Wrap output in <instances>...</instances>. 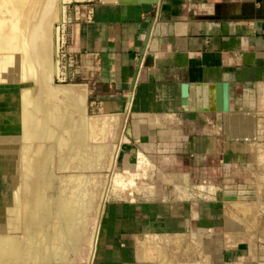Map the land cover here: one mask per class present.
<instances>
[{
	"label": "crops",
	"instance_id": "0c3cea01",
	"mask_svg": "<svg viewBox=\"0 0 264 264\" xmlns=\"http://www.w3.org/2000/svg\"><path fill=\"white\" fill-rule=\"evenodd\" d=\"M157 24H165L166 37L154 36ZM71 49L81 64L94 70L90 92L100 112L126 115L117 159L122 168L138 162L139 156L150 157L154 150H168L166 155L193 166H224L234 157L248 156L247 150L237 152L236 145L257 143L228 138L224 126L229 113L236 117L247 112L244 116L256 117V126L263 113L256 105L257 91L264 85V0H159L155 6L100 1L78 25ZM218 84L228 114L212 110ZM194 168L168 174L180 180L177 188L171 187L174 196L185 194V177H218L211 168L209 175ZM219 201L111 202L102 211L98 229L102 226L103 233L90 264L92 259L93 264H162L135 254L136 245L150 233L160 236L165 250L168 233L220 242V251L211 253L208 264H260L252 250L264 249L257 245L264 237L228 245L224 202ZM179 253L166 254L174 264H191Z\"/></svg>",
	"mask_w": 264,
	"mask_h": 264
},
{
	"label": "bare ground",
	"instance_id": "6f19581e",
	"mask_svg": "<svg viewBox=\"0 0 264 264\" xmlns=\"http://www.w3.org/2000/svg\"><path fill=\"white\" fill-rule=\"evenodd\" d=\"M65 1L70 0H0V60L4 61L0 67V84H2L0 108L3 107L6 113V119L3 117L1 119H5L7 123V128L4 130L2 127L4 132L0 135V166L7 167L4 171L5 176L2 174L0 176L2 179L0 192L4 195L3 200L0 199V212L6 211L11 221L17 222L24 234L20 242L10 235L12 225L4 228L5 235L0 237V264H17L26 258L28 264H38L51 258L62 257L67 237L74 233L75 227L79 224L80 211L86 205L84 202L86 194L81 190L80 185L82 181L84 185L92 177H85L83 173L98 164L101 165L106 149L102 142L112 129L109 128V123L104 117H88L85 106L86 95L79 91L80 86L75 88L72 85L52 83L59 74L57 62L53 59L57 49L58 29L54 24L59 22L63 13V9H59L58 6ZM12 72L17 74L15 79H12ZM15 86L23 88H20L23 90L22 94L20 93L19 97L16 95L19 98H17L19 103L16 104L10 99V95L13 94L10 93L13 91L10 88L13 89ZM8 90L10 92H7ZM8 93L10 94L7 95ZM0 110L3 112L2 109ZM227 112L224 114H228ZM38 114L40 117H37ZM229 114L226 116L224 126L228 138L254 142L256 117L244 116L245 114L232 117ZM120 116L115 115L117 125H121ZM125 116L123 115L120 135L116 136L117 139L122 136ZM241 124L242 126L239 127ZM117 144L118 141L115 142L116 148ZM115 146L111 145L108 162L117 154H115L117 152ZM55 166L58 172L64 174L60 177L57 197H53L50 191L54 188L55 179L58 180L53 173ZM22 177H24L23 183L19 181ZM108 177L103 181L101 203L97 208L99 217L105 194L109 191H106ZM5 179H8L9 184ZM28 179H31L30 182L26 181ZM13 187L16 189L14 192L11 190ZM195 189L197 196L209 200L215 198L218 191L210 185L198 186ZM222 199L227 203L232 202L229 206L232 210L228 213L229 216L237 219L238 216H242L243 221L255 222L256 213L244 204L246 201H255V197H242L238 194L228 196L226 193ZM225 209L227 213L228 210ZM99 222L100 219L93 231L94 235ZM1 223L0 217V227ZM177 236L178 234H164L169 245L178 244L179 252L182 250L179 243L194 244L198 248L195 255L208 258L206 262L204 261L205 264L211 259L213 251L218 252L216 247L209 250L210 247L208 249L200 237L187 233L186 237H181L180 242ZM236 236L237 234H234L233 238L235 239ZM93 239L95 240V236L89 241ZM144 240L145 243L158 246L160 245L158 241L161 239L159 235L150 233ZM145 250V246L136 245V256L144 259ZM22 252L27 254L24 255ZM185 252H190L187 256L191 258L193 250L188 248ZM158 255L162 264H171L165 257L162 258L160 253ZM254 258L256 262L264 264V251H259Z\"/></svg>",
	"mask_w": 264,
	"mask_h": 264
},
{
	"label": "rangeland",
	"instance_id": "374dc122",
	"mask_svg": "<svg viewBox=\"0 0 264 264\" xmlns=\"http://www.w3.org/2000/svg\"><path fill=\"white\" fill-rule=\"evenodd\" d=\"M100 1H106V0H82V1L70 0L59 4L58 7L59 9H63V13L60 16L61 18L59 19V22L57 21V23L54 24L58 29H57V49L55 50L56 53L53 56L54 61L57 62L59 74H58V78L55 77L52 83L55 85L57 83L58 85H72L75 86V88L80 86L81 89L79 91L82 93H84L83 91L86 90L85 106L88 117L90 118L98 117V116H100L101 118L104 117L106 122L109 123L108 124L109 128L112 129L109 135L105 137L106 139L104 140V142H102L103 145H105L106 149L104 150L103 153L104 156L102 158L101 165L98 164L97 166L92 167L91 170L84 171L83 173L85 177H92L88 179L84 185H83L84 181H82V184L80 185L81 190L86 194L84 200V202H86V205L84 209L80 211V217H79L80 220L78 222L79 224L77 225L76 223L77 227H75L74 233L73 234L69 233L71 234V236L67 237V243L63 247L62 257L58 259L51 258L48 261L41 263L39 262L38 264H90V256L92 250L94 248L96 250L95 246H97L98 249V244L100 240L98 239V237L99 238L102 237L101 236L103 233L102 226L100 228V231L97 228L95 235L93 231L97 227V221L101 219V215L103 214L102 212L103 209L106 208L105 206L110 205L111 202H118V201L135 202V200L136 201L159 200L160 203H168L171 198H173V200L180 199L190 202L194 201L195 199H200L203 202H205L208 201L209 199L204 198L203 196H197L196 189L194 188L202 185L203 186L210 185L212 187H215L218 191L215 198H213L212 200L217 199L218 201L220 200L219 202L222 203L224 202L223 212L225 219L224 220L225 234L228 237L227 240L228 245L231 243H232L231 245H235L237 243H243L248 240L252 242V238L257 239L258 235L264 237V196H263L264 193V102H262L264 101V85L261 86L260 89H258L257 91L258 102L256 106L258 110H263V113L258 120L259 122L258 126H256V130H255L256 140L254 142L257 143L255 144L252 143V145L241 143L242 144L241 146L243 148H241V146L238 145L235 146L237 152H241V151L245 152L247 150L248 156L244 155L243 158L240 157L241 159L239 158L237 159L234 157L232 158V161L229 160L228 162H224V166L223 163H218V162L211 164L210 162H203L201 163L200 166L199 165L193 166L194 164H192L191 162L189 163H183L182 161L178 162V158H175L174 154L171 157L166 155V153H168V150H165L161 153L159 151L154 150L151 152L150 157L147 156L146 158H144L143 156H139L138 162L135 161L134 163L130 164L128 168L127 167L122 168L117 161L120 153L119 143L122 140V136L118 137L119 140L116 137L120 132L121 125L119 126L115 125L116 122L118 123L117 119L115 118V115L104 114L103 116V114L100 112L98 99L95 97L93 93L90 92L91 91L90 82L93 79L92 71L94 70L91 66H87V64H81V62L79 61V57L76 55V52L71 49L74 43V34L76 29L78 28V25L87 15L89 9L92 8L94 4H97ZM109 2H114V0ZM3 64L4 61L0 60V67ZM16 75H17L16 72L15 73L12 72L11 73L12 79H15ZM15 87L13 89L10 88L11 91L13 90L15 92L13 91L10 92V90H8L7 92L13 93L12 95H10L11 96L10 99L11 101L13 100L12 102L16 104L19 103L17 98L22 94L23 88L21 86H15ZM17 92L18 94H16ZM10 93H8L7 95H9ZM16 95H18V97ZM0 109L3 110V107ZM1 113H3V115ZM1 117L6 119V113H4V110L3 112H1L0 110V122H1L0 129L2 130L4 128L5 130L7 128V123L5 122V119L3 118L1 119ZM37 117H40V115L38 114ZM125 124L126 123H124V125ZM241 126L242 124L239 125V127ZM4 130L0 131V135L3 134ZM121 135H123V132L121 133ZM117 141H118L117 144L118 147L116 148L115 142ZM112 144H114L115 148L117 149L115 150L117 151L115 152V154L116 153L117 154L115 155V158L112 161L108 162L111 153ZM234 155H236L235 151H234ZM118 166H120L119 169ZM194 167H197L196 169L199 170L201 168L200 171L207 170L208 175L210 174V170L212 169L214 175H218V177L217 176L213 178L203 177L202 179H198L197 177L194 178L193 176L189 178L185 177L183 178V181L187 188L185 190V194L181 192V194L178 195L176 194L174 196L173 195L174 191L173 189H171V187L174 186L175 188H177L179 186L180 180L177 176H173L169 178L167 177L168 174L183 169L193 170L195 169ZM231 167L239 169V171H226ZM242 168L244 171L242 170ZM6 169L7 167H5V165L4 167L0 166V176L1 174L2 176L5 174L4 171ZM53 170H54L53 173L55 174V176L58 177L57 178L58 180L55 179L54 188L50 191L53 197H57L58 190L60 189L58 188L60 187L59 186L60 177H62L64 174L58 172L56 166ZM20 175H22L21 172ZM107 176L109 177L107 178L106 191L108 190L109 191L108 193L105 194V200H103V206L101 207L102 211L99 217L97 213V208L100 206L101 203L100 196L103 187V181H106ZM5 180L7 184H9L8 179ZM22 180H24V177H22L19 181ZM30 180L31 179H28L26 181L30 182ZM132 183L134 184V186ZM11 190L12 192L16 191L14 187ZM18 192H20V190ZM223 193L225 195L227 193L228 196H235L238 194L239 196L242 197H249V198L255 197V201L244 202L246 206L250 207L253 210V212L256 213L257 218L255 222L250 220L249 222H247L248 220L243 221L244 219L242 216H238L240 220L234 216H229L228 213L232 211L229 209V206L232 205L230 204L232 202L230 203H227V201L225 202L222 199L224 197ZM0 196H1L0 199L3 200L4 195H1V192H0ZM12 207H16V205H12ZM225 208H227L228 210L227 213H225L226 210ZM0 213H1L0 217L2 218V223L0 227V237H2V235H5L4 228L7 227V225L10 226L12 225L11 227L12 231H10V235L16 237L21 242L24 234L20 226L17 225V222L15 223V221H11V217L7 214L6 211H1ZM227 220L229 221L227 222ZM103 224L104 221L101 223V225ZM234 234H237L235 239L233 238ZM93 236H95V240L93 239L92 241H89ZM182 236L186 237L185 235L178 234L177 236L178 241L181 239ZM144 241L145 240L143 238L142 243L137 245L139 247L140 246L146 247L144 260L158 259L160 261V257L157 255L158 253H160L162 258L165 257L167 261L171 262V264H174L173 261L169 260V257L167 256L166 253L167 251H169L170 253L174 251L179 252L178 251L179 246L177 244L178 242L174 243L177 245H173V243L171 245L168 244L169 246L172 247L168 246L169 248L165 250L163 248L161 241H158L160 242V245L158 246H156V244L153 245V243H151L152 245L150 243L149 244L145 243ZM188 241H190L189 237H188ZM203 242L205 245L208 246V249L210 247L209 250H213L214 247H216L218 248L217 249L218 252L220 251L221 248L220 242L217 243V245L212 244L211 242H206L204 240ZM179 244H180V249H182L180 250L179 254H182V252L184 254L186 253L185 256L190 261V263L191 264L196 263L197 260L195 258L197 257V255L195 254L198 251V248L194 246V244L192 245L191 242L190 244L188 242L187 245L184 244L182 245V242ZM257 245H264V243L260 242L257 243ZM26 246L28 245L26 244ZM153 246H155L156 248ZM185 246H187V248L184 249ZM160 248L162 251L160 250ZM188 248L190 250H193V253L190 255L191 258L187 256L189 255L190 252H185L186 249ZM149 249L151 250L149 251ZM152 249L154 250L152 251ZM155 249L158 250V252H156ZM257 251L263 252L264 249L262 248L259 250L258 248H256L252 250V253L255 254V256L252 254L254 257H256L258 253ZM22 254L26 255L27 253L22 252ZM202 258L204 259H202L201 261H197L198 263L196 264H205V262L207 261L206 260L207 257L203 256ZM93 261L94 259L91 260V264H93ZM17 264H28L27 258L20 260ZM206 264H208V262Z\"/></svg>",
	"mask_w": 264,
	"mask_h": 264
},
{
	"label": "water",
	"instance_id": "95a60500",
	"mask_svg": "<svg viewBox=\"0 0 264 264\" xmlns=\"http://www.w3.org/2000/svg\"><path fill=\"white\" fill-rule=\"evenodd\" d=\"M158 1L159 0H115V3L116 4H119V5H141V4H148V5H151V6H155L158 4ZM105 2V1H103ZM163 29H165V24H157L155 25V28H154V31H153V34L154 36H162V37H166L168 35V32H163ZM149 35V33H148ZM147 38L148 36L146 37V40L147 41ZM144 52H142L143 54ZM215 89V102H214V107L212 108L213 111L215 112H225V108L222 107V94H221V87L218 85H215L214 87ZM187 86L184 85L183 86V91H182V105L185 106L187 105V101H186V98H187ZM121 118V122L123 121V115L120 116ZM122 125V124H121ZM263 196H264V193H263ZM261 256V255H260Z\"/></svg>",
	"mask_w": 264,
	"mask_h": 264
}]
</instances>
